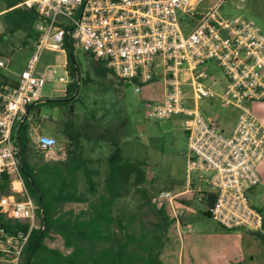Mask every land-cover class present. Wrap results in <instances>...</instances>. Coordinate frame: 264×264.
I'll list each match as a JSON object with an SVG mask.
<instances>
[{
	"label": "built area",
	"instance_id": "2783aa9c",
	"mask_svg": "<svg viewBox=\"0 0 264 264\" xmlns=\"http://www.w3.org/2000/svg\"><path fill=\"white\" fill-rule=\"evenodd\" d=\"M200 1L21 0L18 6L36 14V40L15 86L0 87V177H8L13 192L24 196L23 201L2 199L0 208L7 218L29 226L13 236L0 229V253L11 256L13 264H19L29 233L41 228L37 206L22 181L16 137L28 107L43 103L39 91L46 79L36 69L45 51L64 55L80 49L102 62L116 79L133 85L134 93L159 80L162 100L150 106L148 116L153 120L181 116L187 152L183 190L163 192L158 208L165 204L181 226L184 213L177 212L173 203L194 194L200 201L202 191L192 183L196 174L214 194L207 208L209 219L226 230L263 233L264 217L248 194L261 182L256 168L264 158V128L247 104L264 103V33L253 21L220 17L226 1L245 0H213L206 9ZM207 62H214L223 75L216 90L213 87L219 83L201 69ZM7 66L0 55V69ZM215 98L221 107L237 112L235 126L227 134L199 108L203 99ZM32 144L46 155L56 147L53 137L41 134Z\"/></svg>",
	"mask_w": 264,
	"mask_h": 264
},
{
	"label": "rangeland",
	"instance_id": "374dc122",
	"mask_svg": "<svg viewBox=\"0 0 264 264\" xmlns=\"http://www.w3.org/2000/svg\"><path fill=\"white\" fill-rule=\"evenodd\" d=\"M212 1L201 0L200 7L206 9ZM5 8L4 0H0V55L8 64L7 68L1 71L10 80H16L17 74L27 65L34 42L28 41L26 46H22L25 33L21 31L7 35L8 27L1 16ZM220 17L228 20L243 18L253 21L264 33V0H245L243 3L226 1L220 9ZM73 55L82 67L80 68L81 81L87 74L88 81L93 82H83L77 86L78 101L72 104L75 114L71 116L67 113L68 106L47 104L48 101L58 99L61 95L60 89L62 90L63 85L58 79L61 77L69 80L64 72L66 69L63 68L67 54L45 51L41 56L36 70L38 74H43L46 84L39 91L43 104L38 103L33 108V111L37 110L38 116L30 124L32 125L31 139L34 140L37 134L53 137L56 147L52 155H46L36 150L31 140L29 162L37 164L40 160L53 162L65 159V149L69 140L64 133L69 134L71 130L78 132L82 143H86L94 133L102 135L105 140L95 160L96 169L103 173L105 160L113 148L111 142L115 141L124 157L146 164L147 179L143 187L150 203L158 208L157 200L163 192L177 194L184 188L187 149L186 136L181 127L182 117L153 120L148 116L150 106L162 100L163 86L159 80L142 86L140 93H134L133 85L122 83L111 73L98 76L96 74L100 68L96 62L98 60L84 59V53L80 49H73ZM201 69L205 70L208 78L219 83L213 87L214 90L222 86L223 75L214 62H207ZM206 82L211 85L210 82ZM247 106L264 128V103H250ZM199 108L207 116L215 118L225 134L235 126L237 112L221 107L216 98L203 99ZM98 112L104 115L102 119H97ZM50 121L54 124L47 127L46 123L50 124ZM33 127L38 130L33 131ZM256 169L261 182L249 192L248 198L251 205L259 207L264 215V160L257 165ZM203 175L208 176L205 173ZM102 178L104 177L100 176L95 179L100 183ZM195 178L197 175L193 174V180ZM78 179L82 189L84 183L81 180V174ZM10 189L11 194L0 195V201L2 199L9 202L24 200L21 192L14 193L12 187ZM195 196L185 195L173 203L177 212L184 213L183 217H180L181 227L176 223L172 211L168 210L165 204L162 205L173 223L167 228L164 246L159 254L161 264H264L262 235L241 229H223L205 216L207 210L205 203L199 202L198 195ZM185 198L188 201H185ZM82 209H85L84 205L74 203L61 207L62 211L72 210L76 213ZM115 212L125 213L127 220L134 219L136 227H139L142 222L145 227L153 229V225L157 222L144 197L132 190L127 198L116 202ZM36 223L38 224L37 219H35ZM46 244L62 252L65 251L63 242L57 235L51 234Z\"/></svg>",
	"mask_w": 264,
	"mask_h": 264
},
{
	"label": "trees",
	"instance_id": "16d2710c",
	"mask_svg": "<svg viewBox=\"0 0 264 264\" xmlns=\"http://www.w3.org/2000/svg\"><path fill=\"white\" fill-rule=\"evenodd\" d=\"M4 2L6 8L1 16L8 27L7 35L21 31L25 33L22 46H26L28 41L35 42L37 17L34 11L18 6L21 0ZM96 62L100 66L99 72L96 71L98 76L110 74L102 62ZM80 68L73 52H67L65 72L70 81L65 89V98L47 102L50 106H68V116L75 114L72 104L78 101L77 86L82 82ZM1 70L0 87H14L16 80H10ZM83 81H88L87 74ZM64 135L69 140L65 159L53 162L40 160L31 164L28 160L32 140L29 124L24 121L18 126L16 141L21 149V177L27 196L37 206L41 226L29 233L19 264H161L159 254L173 220L168 218L164 208L158 209L150 203L143 187L147 179L146 164L124 157L114 141L102 173L92 166V159L85 156L78 132L71 130ZM80 173L84 183L82 189L78 179ZM100 176L104 178L98 183L95 178ZM10 190L8 177L1 176L0 195L8 196ZM131 190L141 194L149 204L157 219L153 229L145 227L142 222L136 227L134 219L127 220L125 213L115 212L116 202L127 198ZM211 202L212 199L209 205ZM72 203L84 205L85 209L78 213L61 210L63 205ZM205 216L209 218L207 212ZM28 228L26 223L7 218L0 208V229L4 235L13 236L20 230L26 232ZM51 234L62 240L64 252L46 244ZM11 260V256L0 253V264H13Z\"/></svg>",
	"mask_w": 264,
	"mask_h": 264
},
{
	"label": "crops",
	"instance_id": "0c3cea01",
	"mask_svg": "<svg viewBox=\"0 0 264 264\" xmlns=\"http://www.w3.org/2000/svg\"><path fill=\"white\" fill-rule=\"evenodd\" d=\"M1 13H3V12H1ZM85 57H87V55H84ZM85 59V58H84ZM58 81L63 85L62 86V90L60 89V93H61V95L59 96V98L58 99H64L65 98V89H66V86H67V84L69 83V81L70 80H61V79H58ZM78 82H79V80H78ZM83 82H86V83H90V82H93V81H82L81 83H83ZM108 83H113V82H108ZM80 84V83H79ZM77 92V91H76ZM78 93V92H77ZM36 107V105H34V106H32V107H28V113H27V119H26V124H32V122H34V120L37 118V116H38V112H37V110H35V111H33V108H35ZM30 114H32V116L30 117ZM98 118L97 119H102L103 117H104V115L101 113V112H98ZM31 118V119H30ZM32 120V121H31ZM31 122V123H30ZM115 123V122H114ZM52 124H54L53 122H51L50 121V124H48V123H46V126L48 127V125H52ZM116 124V123H115ZM31 127H32V125H30V127H29V134H30V137H31ZM33 129V131L34 130H38V128H35V127H33L32 128ZM35 133H36V131H35ZM92 134V133H91ZM104 138L102 137V135H99V134H92L91 136H90V138H88L87 139V141H86V143H82L81 141H80V145L83 147V149H84V152H85V156L87 157V158H89V159H92V161H93V163H92V166L93 167H95V164H96V162H95V160H97V154L98 153H100V151H101V144L104 142ZM69 143V142H68ZM53 154V153H52ZM51 154V155H52ZM263 160H264V158H263ZM263 160H262V162H263ZM55 161V160H54ZM61 161V160H60ZM262 162H260V163H262ZM81 174V173H80ZM82 175V174H81ZM82 180V179H81ZM200 180L198 179V177L197 178H195L193 181H192V183H193V186L195 187V188H200L201 189V191H202V194H200V197H201V199H200V201L199 202H201V201H203L204 203H205V206H206V208H208L209 207V203H210V200L211 199H214V194H213V192H211L206 186H204V187H202L201 185L203 184V185H205L203 182H199ZM254 189V188H253ZM195 195H197V194H194V195H192L193 197H196ZM187 196H189V195H187ZM191 196V195H190ZM197 199H199V195H198V198ZM185 201H188L187 200V198H185L184 199ZM256 209H258L259 211H260V213L263 215V212H262V210L259 208V207H255ZM206 212H207V210H206ZM263 217H264V215H263ZM180 222H181V226H182V221L180 220ZM263 224H264V219H263ZM179 226V225H178ZM181 226H179V227H181ZM256 235H259V234H256ZM263 237H264V229H263V233L261 234ZM261 235H259V236H261Z\"/></svg>",
	"mask_w": 264,
	"mask_h": 264
}]
</instances>
